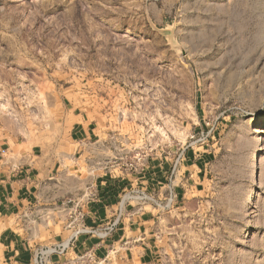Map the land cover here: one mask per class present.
Masks as SVG:
<instances>
[{"label":"rangeland","instance_id":"374dc122","mask_svg":"<svg viewBox=\"0 0 264 264\" xmlns=\"http://www.w3.org/2000/svg\"><path fill=\"white\" fill-rule=\"evenodd\" d=\"M73 114L96 124L100 155L70 139ZM254 127L264 128V0H0V132L54 156L59 173L138 175L213 148L200 203L186 202L180 225L162 223L156 264H264ZM83 190L57 204L86 201ZM64 214L42 220L37 243H55Z\"/></svg>","mask_w":264,"mask_h":264},{"label":"crops","instance_id":"0c3cea01","mask_svg":"<svg viewBox=\"0 0 264 264\" xmlns=\"http://www.w3.org/2000/svg\"><path fill=\"white\" fill-rule=\"evenodd\" d=\"M166 8V0H162ZM70 139L80 146L88 157L100 155L98 128L85 115L73 114ZM212 147L188 148L178 166L173 185L178 196V208L169 212L146 207L129 209L121 216L113 233L106 239L79 235L74 242L76 251L91 248L99 257L106 255L111 246L125 244L133 264H156L159 249L156 239L161 233L163 221L180 225L189 211L186 202L192 206L200 203L197 197L208 185L215 154ZM172 162L157 161L146 166L141 174L129 173L125 169H108L94 180H71L59 173L54 156L47 157L20 139H11L0 132V264H30L29 246L37 243L39 226L52 212L61 196L75 189L90 194L81 209L85 224L92 228L107 225L114 217L119 197L130 186H140L156 191L164 186L170 176ZM107 170V169H106ZM82 186V187H81ZM85 186V187H84ZM88 186V187H86ZM73 191V192H74ZM194 198L186 200L187 194ZM24 217L40 218L36 234ZM53 226L60 227L54 242L65 241L71 234L61 218H53ZM37 235V236H35Z\"/></svg>","mask_w":264,"mask_h":264},{"label":"built area","instance_id":"2783aa9c","mask_svg":"<svg viewBox=\"0 0 264 264\" xmlns=\"http://www.w3.org/2000/svg\"><path fill=\"white\" fill-rule=\"evenodd\" d=\"M201 141L199 139L194 144L196 145ZM187 149H183L177 154L172 162L170 176L162 188L156 191H148L140 186H130L125 190L116 203L112 221L104 227L92 228L85 224V215L81 206L86 203L88 198L82 202V198L78 199L72 196L60 205L56 203L52 213H65L63 220L67 228L71 230V234L65 241L51 245L33 242L29 246L30 264H133L130 251L123 249L125 244L111 246L105 256L99 257L91 248H86L81 252L76 251L74 242L79 235H87L100 240L108 238L117 228L122 214L128 211V208L134 209V206L138 210L150 206L163 213L175 210L179 202L173 180ZM24 218L28 220L26 224L29 225L30 231L32 230L36 234V226L40 223V218Z\"/></svg>","mask_w":264,"mask_h":264},{"label":"bare ground","instance_id":"6f19581e","mask_svg":"<svg viewBox=\"0 0 264 264\" xmlns=\"http://www.w3.org/2000/svg\"><path fill=\"white\" fill-rule=\"evenodd\" d=\"M251 133L256 138L257 143L254 146L253 150L251 151V154L248 157L247 164L249 167L252 166V170L249 173V179L253 180L252 185L256 186V183H255L256 156L263 149L262 141L264 140V138H263L264 137V128L259 129L258 127H254Z\"/></svg>","mask_w":264,"mask_h":264},{"label":"water","instance_id":"95a60500","mask_svg":"<svg viewBox=\"0 0 264 264\" xmlns=\"http://www.w3.org/2000/svg\"><path fill=\"white\" fill-rule=\"evenodd\" d=\"M174 47H177V48H178V46H177V45H175Z\"/></svg>","mask_w":264,"mask_h":264},{"label":"trees","instance_id":"16d2710c","mask_svg":"<svg viewBox=\"0 0 264 264\" xmlns=\"http://www.w3.org/2000/svg\"><path fill=\"white\" fill-rule=\"evenodd\" d=\"M256 162H257V159H256Z\"/></svg>","mask_w":264,"mask_h":264}]
</instances>
